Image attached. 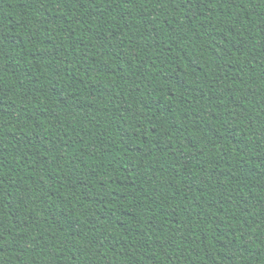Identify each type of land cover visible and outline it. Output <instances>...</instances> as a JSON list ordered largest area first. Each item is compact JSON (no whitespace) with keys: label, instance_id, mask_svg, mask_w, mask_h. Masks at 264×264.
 I'll use <instances>...</instances> for the list:
<instances>
[{"label":"trees","instance_id":"obj_1","mask_svg":"<svg viewBox=\"0 0 264 264\" xmlns=\"http://www.w3.org/2000/svg\"><path fill=\"white\" fill-rule=\"evenodd\" d=\"M0 264H264V0H0Z\"/></svg>","mask_w":264,"mask_h":264}]
</instances>
